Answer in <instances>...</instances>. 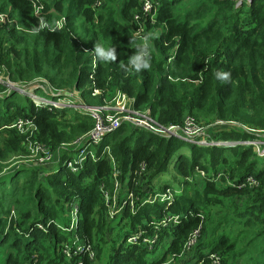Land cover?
<instances>
[{
	"label": "trees",
	"instance_id": "trees-1",
	"mask_svg": "<svg viewBox=\"0 0 264 264\" xmlns=\"http://www.w3.org/2000/svg\"><path fill=\"white\" fill-rule=\"evenodd\" d=\"M39 2L45 20L65 17L67 28L34 31L38 21L30 0H0V14L12 22L0 27V73L9 82L26 88L43 81L56 90L74 89L88 106H101L122 92L133 99L134 110L150 109L162 126L179 125L191 116L203 124L224 121L264 130V0L241 5L237 0H157L154 23L141 21L145 40L134 35L139 0H104L97 8L96 0ZM145 45L150 68L136 72L129 61ZM98 47L115 49L116 59H101ZM82 49L97 55L94 75L91 57ZM92 81L102 95L88 89ZM17 118L33 119L35 130L23 128L30 139L59 151L56 170L45 174L23 163L5 167L27 138L9 126ZM93 126L88 116L48 111L0 84V264H77L79 258L90 264L76 248L95 250L110 242L106 237L112 220L106 216L100 187L112 189L114 166L122 202L126 191L136 199L134 212L128 205L115 217L122 224V238L106 264H164L170 256L189 251L185 242L196 229L200 238L186 264H209L206 258L212 253L220 256V264H264V157L252 147L201 148L123 125L99 147L90 148L95 159L87 157L72 173L64 164L73 160L74 150L60 146ZM215 127L211 135L218 142L257 140L253 134ZM185 149L188 155L181 153ZM142 164L145 172L139 177ZM170 165L185 190L176 194L164 186L155 191L151 180ZM195 169L205 172L202 181ZM249 176L259 185L240 188ZM167 191H174L171 205L144 204L156 192ZM74 205L76 223L70 229L62 220ZM169 214L180 216V224L162 227ZM155 231L158 238L149 250L144 240ZM139 233L138 243L127 245ZM66 243L75 253L70 260L60 251ZM163 245L161 257L151 256Z\"/></svg>",
	"mask_w": 264,
	"mask_h": 264
},
{
	"label": "built area",
	"instance_id": "built-area-1",
	"mask_svg": "<svg viewBox=\"0 0 264 264\" xmlns=\"http://www.w3.org/2000/svg\"><path fill=\"white\" fill-rule=\"evenodd\" d=\"M140 1V12L134 15V25L137 26L136 30L134 31V35L141 38L142 40H145L143 37V26L141 24V21L149 20L151 23H154V15L156 8L158 6L157 0H139ZM249 0H237L238 2L247 3ZM33 16L38 21V31H50L54 32L55 30H61L67 28V20L65 17H60L53 21H47L45 20V17L43 16L44 7L41 5L39 0H30ZM104 3V0H96L93 8H97L102 6ZM12 23L6 14L1 13L0 14V27ZM15 23V22H14ZM43 25V27L41 26ZM16 26V23H15ZM17 27V26H16ZM18 28V27H17ZM73 38L75 39V36L71 34ZM89 52L91 57V63L92 69L96 68L97 62L94 60L97 59V56L94 55V52L89 50L85 51ZM94 75V73H92ZM0 84L4 85L8 91H17L22 95H26V92L30 89L33 90H46L50 94L60 96V98L56 102H50L46 98H29L35 103L37 107L40 108H47L48 111H52V109L55 110H62L63 107H69L70 102H75L77 105V108H82L83 106V100L80 97L79 93L75 91L74 89L68 90H56L51 87H48L47 85H44L43 83L37 81L34 84H29L28 87H23L21 84H14L9 82L8 78H5L4 80H0ZM94 93H99L95 89V84L91 88ZM100 95L102 93L100 92ZM27 96V95H26ZM67 97L69 100L66 101ZM133 99H130L122 92H117L113 98L109 101H104V103L101 106H89L86 107L85 112L89 114V118L94 121V126L92 129L87 132L86 134L79 136L75 138L70 143H63L60 146V149L65 150L67 148H72L74 150V156L72 157V161L66 160L67 168L71 170L72 173H77L79 168L82 166L83 162L87 157H90L92 160L95 159V153L92 149H95L99 143V141L114 131L115 129L123 126V125H129L132 129L144 131L148 133H152L155 136H158L160 138L164 139H170V138H177L180 141L191 143L195 145H220V146H227V142H217L214 138H212L211 132L213 130V127L215 126H222V127H228L233 128L239 132H244L247 134H253L257 136V140H254L253 142H245V145H250L252 147L251 149H254L255 154L258 157H264V130H257L255 128H250L247 126H243L234 122H224V121H216L213 124H203L198 121H196L194 118L185 116L182 123L179 125H170V126H162L159 123L155 122L151 118V110L145 109L142 112L133 110ZM33 119H23V118H17L15 119L11 125L12 127H16L20 130V133L22 135H27V130L23 129L24 127H29L32 130H35V126L33 123ZM28 139L31 137V134H28ZM29 140H25L22 143H27ZM21 143V144H22ZM34 144V150L36 155L39 156L38 163L43 164L46 167L54 165L59 158L58 150L56 152L52 151L49 147H47L44 143H40L36 140L33 141ZM241 142H235V145H240ZM92 148V149H90ZM29 165V164H28ZM32 166V165H31ZM112 166H114L112 162ZM113 175H112V189L107 190L104 188H101L102 198L105 204V207L107 208L106 216L109 220H114V218L122 211L121 210V184L118 182L117 177L119 175L118 171L115 169V166L113 167ZM145 172V164H142L140 166V170L137 173L139 177ZM197 175L199 180H203L206 177V174L202 170H197ZM227 185L230 184L226 182ZM259 185V183L252 177L249 176L245 182L240 186V188H255ZM127 195H129V200L127 203V206H130V209L132 212L135 211L134 208V201L136 197L132 192H127ZM172 195L170 192L167 193H161L157 197L153 198L151 203H154L156 201H159L161 204H165L171 200ZM76 210L77 206H71L69 209L70 214H72L73 220L69 224L70 229L74 227L76 216ZM14 217V213L12 215ZM203 218V217H202ZM201 218V219H202ZM180 216L169 214L167 217L163 219V221L160 223L162 227L168 226V225H179L180 224ZM38 228L43 230V227L41 225L37 226ZM200 229L194 230L190 237L185 242V248L189 251L183 252V254H187V252H191V250L197 245L198 240L200 238ZM141 233H139L136 237H132L127 241V245H135L138 243V239L140 238ZM157 232L152 235V237L144 240L146 243V247L149 250L154 249L152 246L154 245L155 241L157 240ZM92 247L87 249L84 256L87 257L89 260V263L93 261L94 253L92 251ZM60 251L62 252L65 259H71L72 256H74V251L72 249V246L70 244H63L60 246ZM206 260L209 264H220L221 258L220 256L216 254H210ZM77 264H83L81 258L78 259Z\"/></svg>",
	"mask_w": 264,
	"mask_h": 264
},
{
	"label": "rangeland",
	"instance_id": "rangeland-1",
	"mask_svg": "<svg viewBox=\"0 0 264 264\" xmlns=\"http://www.w3.org/2000/svg\"><path fill=\"white\" fill-rule=\"evenodd\" d=\"M80 30H81V27L79 26L78 32H80ZM5 78H6L5 75L3 73H0V80H4ZM40 82L43 83L44 85H46L43 81H40ZM46 93H47V91L43 90V89L35 91V94L38 97L51 99V96L49 94H46ZM29 94L31 96H33L34 98H38V97L34 96L32 89L29 90ZM67 117L71 118V113H69L67 115ZM64 120L68 121L70 119H64ZM8 127L9 126H7V128ZM13 128H16V127H13ZM213 130H217V128L213 127ZM22 137L26 138L25 136H22ZM26 139L29 140V142L22 143L21 146H22L23 150L20 152L14 153L8 157L7 162L5 164V167H9V166L14 165L16 163H23V164H29V165L35 166L36 169L40 170L42 173H45V174L53 172L54 170H56L57 166H55V165H52V166L49 165L46 167L45 165L38 163L39 156L36 155V153H35L33 140L28 139V138H26ZM181 153L185 154V155L189 154L186 149L183 150ZM174 161H175V158L172 159L171 164L174 163ZM195 170L197 173V169H195ZM220 175H222V174H220ZM142 178L148 179V177H143V176H142ZM181 183H182L181 178L174 171L173 165H170L169 170L166 173L160 174L151 180V185L153 186L155 191L160 190L164 186H168L171 190H174L176 192L177 191L183 192L185 190V188L181 185ZM127 192H129V191H126L124 196H127V194H126ZM156 193H158V192H156ZM74 219H75V217H74ZM72 220H73L72 214H70V211L67 210L64 217H63L62 224L63 225H69ZM118 221H119L118 218L117 219L114 218V220H112L111 233H110V235H107V237H106L107 240H110L109 244L108 245H102L99 249L97 248L95 250H92L94 253V257H93V261L91 262V264H106L107 263L110 250L113 249L114 244L118 243L120 241V239L122 238V235H120L122 233V229H121L122 224L118 225ZM73 228H75V226ZM132 237H136V236H130L128 238V240L131 239ZM164 245L161 248H158L156 250L157 252L155 251L156 253L154 252V254H152L151 256L156 257V258L161 257L165 251ZM204 252H205V254H208L210 252V249H206ZM192 256L190 254H188V252H187V254L180 253L178 255H172L165 261L164 264H184V263L186 264V262H188Z\"/></svg>",
	"mask_w": 264,
	"mask_h": 264
},
{
	"label": "bare ground",
	"instance_id": "bare-ground-1",
	"mask_svg": "<svg viewBox=\"0 0 264 264\" xmlns=\"http://www.w3.org/2000/svg\"><path fill=\"white\" fill-rule=\"evenodd\" d=\"M251 0H249L246 4H248L249 2H250ZM16 26H18V25H16ZM15 26V27H16ZM17 28V27H16ZM19 28V27H18ZM17 28V29H18ZM55 31H58V30H55ZM54 31V32H55ZM83 50V52H85V51H89V50H85V49H82ZM91 51H93V50H91ZM94 52V51H93ZM87 54H89V52H86ZM90 55V54H89ZM94 55L95 56H97L96 54H95V52H94ZM95 62H97V59H95L94 60ZM92 64L93 63H91V66H90V68H91V73H96V70H97V65H96V68L95 69H92ZM91 79H92V77H91ZM93 84H95V82L94 81H92L91 82V84H90V86H93ZM89 89V88H88ZM33 90V89H32ZM97 90V89H96ZM35 91L36 90H33V93H34V96H36V97H38L36 94H35ZM93 92V95H99L100 93H94V91H92ZM99 92V91H98ZM46 94H49L50 96H51V99H48L50 102H56L59 98H60V96H56V95H53V94H50L49 92H47ZM26 95H28L30 98H33L34 99V97L33 96H31L30 94H29V90L26 92ZM38 98H40V97H38ZM66 98V101H68L69 99L67 98V97H65ZM82 108L80 109V108H77V105H76V103L75 102H70V106L69 107H63L62 108V110L63 111H73V112H76V113H78L79 115H82V116H89V114L87 113V112H85V109H86V107H89L88 105H85V104H83V106H81ZM134 110V109H133ZM189 117H191V116H189ZM151 118L155 121V122H157V120L153 117V115H152V113H151ZM193 118V117H192ZM195 119V118H194ZM158 123V122H157ZM120 128V127H119ZM119 128H117V129H115L114 131H112L111 133H113V132H115V131H117ZM18 129V128H17ZM20 131V130H19ZM27 132H28V130H27ZM111 133H109V134H111ZM146 133H148V132H146ZM29 134H31V133H29ZM150 134H152V133H150ZM154 135V134H153ZM27 138H28V136H27ZM31 138V137H30ZM29 138V139H30ZM174 138V137H173ZM174 139H177V138H174ZM103 140H104V137L99 141V143H98V145H97V147H99L101 144H102V142H103ZM254 141V140H253ZM253 141H247V142H253ZM218 142V141H217ZM184 143H186V142H184ZM242 144H240V145H235V142H227V146L226 147H236V146H243V147H250V145H245L244 143L245 142H241ZM186 144H188V145H193V146H197V147H201V148H209V147H221L220 145H207V146H200V145H195V144H191V143H186ZM254 150V149H253ZM107 155H109V150L108 149H105V151H104ZM260 158H263V157H260ZM66 167H67V165L66 164H64ZM221 178V175L220 174H218V176H217V178H216V180L218 181L219 179ZM102 187H100V189H101ZM130 192V191H129ZM167 192H170V194L172 195V198H171V200H169L167 203H166V207L167 206H169V205H171L173 202H174V193L172 192V191H167ZM167 192H165V193H167ZM175 193L177 194V192L175 191ZM159 194L158 193H155L154 195H151L149 198H147L145 201H144V204H152L151 203V201H152V199L153 198H155V197H157ZM125 198V200L122 202V204H121V210L124 208V207H126L127 206V203H128V200H129V195H127V196H125L124 197ZM167 217V216H166ZM75 220H76V218H75ZM181 222V221H180ZM76 223V222H75ZM75 223H74V226H75ZM169 226V225H168ZM177 226V225H176ZM166 227V226H165ZM87 249H88V247H86V246H82V245H78L77 246V248H76V253L77 252H79V253H84V252H86L87 251ZM187 249L185 248V251H186ZM210 255V254H209ZM217 255V254H216Z\"/></svg>",
	"mask_w": 264,
	"mask_h": 264
},
{
	"label": "clouds",
	"instance_id": "clouds-1",
	"mask_svg": "<svg viewBox=\"0 0 264 264\" xmlns=\"http://www.w3.org/2000/svg\"><path fill=\"white\" fill-rule=\"evenodd\" d=\"M41 26L43 27V25ZM34 31H38V29ZM146 47H147L146 45L142 47L139 50L138 54L129 61V65L132 70L136 72H140L141 70L150 68V63H149V58H148V54L146 51ZM97 53L99 54L101 59H104V60L114 61L116 59L115 49L113 48H109L108 50L105 51L104 49L98 47ZM217 76L218 78H222V79L227 78L226 73H223V74L217 73Z\"/></svg>",
	"mask_w": 264,
	"mask_h": 264
},
{
	"label": "water",
	"instance_id": "water-1",
	"mask_svg": "<svg viewBox=\"0 0 264 264\" xmlns=\"http://www.w3.org/2000/svg\"><path fill=\"white\" fill-rule=\"evenodd\" d=\"M251 2H252V0L250 1V3H251ZM250 3H249V4H250ZM241 4H242V2H238V5H241Z\"/></svg>",
	"mask_w": 264,
	"mask_h": 264
}]
</instances>
